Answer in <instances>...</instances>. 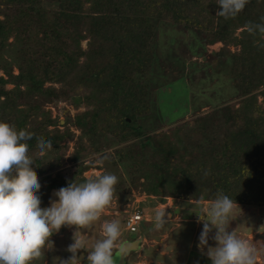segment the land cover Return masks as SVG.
<instances>
[{
    "label": "trees",
    "instance_id": "obj_1",
    "mask_svg": "<svg viewBox=\"0 0 264 264\" xmlns=\"http://www.w3.org/2000/svg\"><path fill=\"white\" fill-rule=\"evenodd\" d=\"M217 10V0H0V122L32 134L41 207L68 182L96 179L83 177L95 167L84 158L102 140L115 147L100 159V176L117 177L113 195L212 203L221 191L234 205L264 208V34L248 31L264 24V0L228 19ZM166 21L201 37L233 72L240 99L149 135L138 119L148 113L154 40ZM59 103L76 111L64 124L48 107ZM72 129L81 142L64 169ZM38 140L53 148L38 153Z\"/></svg>",
    "mask_w": 264,
    "mask_h": 264
},
{
    "label": "rangeland",
    "instance_id": "obj_2",
    "mask_svg": "<svg viewBox=\"0 0 264 264\" xmlns=\"http://www.w3.org/2000/svg\"><path fill=\"white\" fill-rule=\"evenodd\" d=\"M235 34L239 35L240 30L236 31ZM154 44L155 58L152 63L150 84L148 86V90L151 92L148 113L138 119L141 131L149 135L162 131L166 132L171 127L208 113L214 108L234 104L240 99L238 98L233 72L229 71L228 67H220L218 65L220 61L213 53L206 51L201 37L196 36L193 31H187L173 25L169 21L162 22L158 27ZM81 45L85 49L86 42H82ZM218 47L220 45L215 46L211 51H215L214 49ZM230 51H234V49L231 48ZM48 107L52 109L53 116L55 114L59 115L61 124H64L67 116L72 117L76 112L69 105L63 103H59L57 109L51 106ZM62 108H65L69 113L63 112ZM73 132L75 138L68 143V152H66L63 161L65 164L64 169L72 166L71 163L67 162L68 156L72 153L77 143L81 142L79 141L80 138H78L79 132L75 130ZM83 143H87V139H83ZM97 144V147L102 148V151L84 158V163L88 164L91 162L95 166L83 174L85 179L100 176L103 172V166L100 162L101 156L104 155L103 153H111L115 148L102 140ZM106 172L110 173L111 171L106 170ZM121 174L123 177L126 176L123 171H121ZM51 175L53 176L54 174L51 173ZM129 190V195H113L109 205L101 211L99 218L91 225L77 227L76 229L74 226L61 227L50 238L51 242L46 245V251L43 254L41 253L38 258L32 260L30 264H52L54 258L68 259L71 254L67 251V248L73 243L74 232V238L81 245L75 264H84L83 259L87 258L95 242L103 237L104 223L112 220H116L120 224V236L113 248V257L116 262L117 248L126 239L132 240L139 236V234H131L125 228L124 218L126 219L128 215L134 213L135 209H137L142 216L146 214L147 218L153 219L156 203L161 202L164 204L168 199L172 203L171 208L161 210V212H170L174 217L180 211V215H177L179 218L173 224H178L180 219L184 220V217L189 214L196 216L200 214V211H204L203 217H201L203 220L207 221L209 219V211L212 204L210 202H198V206L194 201L190 202H194L193 204H189V201L185 202L181 199L154 198L139 194L133 189ZM143 197H145L143 204H138L139 202L137 201H140ZM52 199H54L53 196ZM185 210L186 212H184ZM169 218L165 214L163 221H169ZM190 220L189 222L192 223L194 219ZM185 223L187 221H184L181 227L173 233H168L167 245L170 248H165V244L159 241L160 239L148 244L151 245L150 247L161 248L162 251L177 250L180 254L183 253L181 257L171 255L170 258H165L161 261V264H210L208 257L197 250L198 237L194 239L195 245L193 246L192 254L189 257L187 256V245L190 242L187 235H190L191 231L194 230L192 224ZM169 225L168 222L166 224L167 228ZM225 227L232 231L237 238L246 241L255 249L257 256L255 264H264V208L234 205ZM153 231L156 232L158 230L153 229ZM159 231H166V229L160 228ZM214 231L209 233L208 238V244L212 247L215 246V241L212 239ZM138 233H142L141 229H139ZM152 258L157 260V257H154L153 254ZM187 258L188 260H186ZM133 260L134 254L129 255L127 262Z\"/></svg>",
    "mask_w": 264,
    "mask_h": 264
},
{
    "label": "clouds",
    "instance_id": "obj_3",
    "mask_svg": "<svg viewBox=\"0 0 264 264\" xmlns=\"http://www.w3.org/2000/svg\"><path fill=\"white\" fill-rule=\"evenodd\" d=\"M248 0H217L219 10L215 16L228 19L240 13ZM248 31L264 34V24H250ZM31 133L19 130L8 123L0 122V264H30L41 255V249L61 227L89 226L99 218L109 205L117 177L106 173L96 179L54 190L47 207H41L38 194L41 188L34 174L33 161L29 157L26 141ZM49 141L38 140L37 151L44 154L52 149ZM207 174V173H206ZM235 201L218 191L212 201L207 221L197 216L202 223L197 250L206 255L210 264H255L256 251L246 241L237 238L225 225ZM236 204V203H235ZM165 213H154L155 226L163 223ZM215 246H209V233ZM75 235V232H74ZM67 248L68 259L54 258L52 264H75L80 242L74 238ZM120 236V224L106 221L103 237L95 242L87 255V264H115L113 248ZM206 249V251H205Z\"/></svg>",
    "mask_w": 264,
    "mask_h": 264
},
{
    "label": "crops",
    "instance_id": "obj_4",
    "mask_svg": "<svg viewBox=\"0 0 264 264\" xmlns=\"http://www.w3.org/2000/svg\"><path fill=\"white\" fill-rule=\"evenodd\" d=\"M145 200V197H143L142 199H140V201H137L139 202L138 204H143V201ZM142 202V203H141ZM192 202V201H190ZM189 204H193V203H190ZM199 203H203V202H199ZM206 203V202H204ZM157 206H155L154 208V211H161V210H168V208H171L170 206H172L171 204V201L170 199L166 200V202L163 204V203H156ZM196 204H198V202H196ZM199 206V204H198ZM178 210V209H177ZM174 211V210H173ZM179 211V210H178ZM177 211V212H178ZM135 212H139L137 211V209H135ZM168 212V211H167ZM180 212V211H179ZM179 212L173 217V214L170 212L169 213H165L166 214V217H170L168 220L169 221H163L162 225L157 228L155 226V220L154 218L153 219H149L147 218L146 214L145 216H143V220L138 224L137 226V231L135 233H131V234H139L138 237L132 239V240H129V239H126L125 241H135L136 239H139L140 240V243H139V249L136 251V252H131L129 253V255L131 254H134V260L131 261V262H127V258L128 256L125 257V263L124 264H161V261H163L165 258H170L171 255H175V257H181L183 256V253L180 254V252L177 250H169V251H162L161 248H157L156 246H152L150 247L151 245V242H154V240H158L160 239L159 241L163 242L165 244V248H170L169 245H167V241L169 239V236H168V233H173L176 229H179L181 227V224L184 222V221H187V223L185 224H192L193 226V230L194 231H191V234L190 235H187L188 238H189V243H188V249H187V256L189 257L192 252H193V246L195 245V238H197L201 232V227H202V223L198 221L197 218H195L196 216L194 215H191L189 214L188 216H185L184 217V220H179L178 224H173V222L178 219L179 217L177 215H180ZM186 212V210L184 211ZM204 212V211H203ZM203 212L200 211V214H197V216H199L200 218L203 217L202 214ZM142 215V214H141ZM129 216V215H128ZM205 217V216H204ZM174 218V219H172ZM194 219L192 220V223L189 222L191 221L190 219ZM125 219V218H124ZM202 219V218H201ZM169 222V227L167 228L166 224H168ZM196 223V225H195ZM165 226V227H163ZM141 227V228H140ZM160 228H164L166 229V231H159ZM139 229H141V232L142 233H138ZM153 229H156L158 231L154 232ZM152 232V233H151ZM149 243V244H148ZM160 247V246H159ZM152 254L154 255V257L156 256L157 257V260L153 259L152 258ZM188 260V258L186 259Z\"/></svg>",
    "mask_w": 264,
    "mask_h": 264
},
{
    "label": "water",
    "instance_id": "obj_5",
    "mask_svg": "<svg viewBox=\"0 0 264 264\" xmlns=\"http://www.w3.org/2000/svg\"><path fill=\"white\" fill-rule=\"evenodd\" d=\"M140 240L136 239L135 241H124L118 248L116 252V264H124L125 257L131 252H136L139 249Z\"/></svg>",
    "mask_w": 264,
    "mask_h": 264
},
{
    "label": "built area",
    "instance_id": "obj_6",
    "mask_svg": "<svg viewBox=\"0 0 264 264\" xmlns=\"http://www.w3.org/2000/svg\"><path fill=\"white\" fill-rule=\"evenodd\" d=\"M143 220V216L139 212H134L126 217L125 228L130 233H135L137 231L138 224Z\"/></svg>",
    "mask_w": 264,
    "mask_h": 264
}]
</instances>
